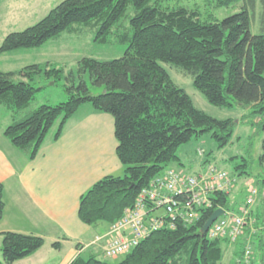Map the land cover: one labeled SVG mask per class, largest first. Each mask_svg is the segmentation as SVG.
<instances>
[{
  "label": "trees",
  "instance_id": "trees-1",
  "mask_svg": "<svg viewBox=\"0 0 264 264\" xmlns=\"http://www.w3.org/2000/svg\"><path fill=\"white\" fill-rule=\"evenodd\" d=\"M163 1L64 0L36 24L9 33L0 46V53L41 47L70 31L75 23L93 22L98 26V41L106 43L122 18H130L131 32L115 34L126 43L121 57L111 60L84 57L76 73L51 63L0 70V105L12 112V121L4 133L30 159L38 155L55 126L54 139L60 138L67 122L82 105L90 103L95 110L113 116L116 153L123 174L107 175L82 194L79 217L86 224L111 225L119 220L126 209L134 207L142 189L171 163L180 160L178 150L183 144L209 134L223 148L234 135L235 119H218L198 108L162 62L172 63L190 74L194 86L213 105L253 107V113L262 115L259 128L264 130V0L258 34L251 32L247 7L222 19L214 16L202 19L196 9L163 7ZM234 1L219 0V5ZM246 1L254 7L256 0ZM42 73L67 79L69 83H65L64 89L68 99L54 105L42 104L18 115L42 88L33 84ZM86 74L91 85L102 92L93 93ZM262 150L260 160L264 162V137ZM244 160L246 163L236 166L240 175L247 171L239 168L249 166L247 158ZM204 162L209 160L206 158ZM229 194L214 191L210 195L212 206L200 208L199 219L177 222L174 228L152 232L118 262L78 255L71 264H220L225 253L223 245L240 242L241 238L244 248L234 264H255L256 260L246 261L248 242L264 264L262 192L257 206L251 210V220L236 241L202 234V227L215 210H233ZM4 211V186L0 182V221ZM44 244L42 236L4 231L0 264H13L31 256ZM53 246L60 248L61 243L54 242Z\"/></svg>",
  "mask_w": 264,
  "mask_h": 264
},
{
  "label": "rangeland",
  "instance_id": "rangeland-1",
  "mask_svg": "<svg viewBox=\"0 0 264 264\" xmlns=\"http://www.w3.org/2000/svg\"><path fill=\"white\" fill-rule=\"evenodd\" d=\"M62 1L64 0H0V46L9 33L22 31L36 24ZM162 5L169 8L185 6L196 9L202 19H207L210 16L222 19L247 7L251 16V32L253 34L261 32V15L263 11L261 0H256L254 7L246 0H235L229 5H219V0H164ZM129 13H133L132 8H130ZM113 30L115 34L119 33L120 35L130 33V18L123 17L119 27ZM115 34L111 35L108 42H101L97 39L98 26L95 22L90 24L75 23L70 31L62 33L57 38L50 39L41 47L0 53V70L11 71L34 63L43 65L51 63L56 67L64 68L66 72L76 73L79 62L84 57H93L100 60L121 57L125 52L126 43L119 41L118 35ZM162 65L175 83L185 89L198 108L218 119L232 118L236 121L235 132L229 145L219 148L215 139L209 134L201 138H194L179 148L180 160L171 163L168 168H175L190 175H198L205 171L207 164L213 163L226 170L235 179L229 189L232 209L238 212L246 204L249 190L253 187L258 190V197L253 206L255 208L259 202L261 192L264 193V185L261 184L264 182V162L260 160L263 152L262 139L264 137V130L259 128V122L262 119L261 113H253L254 108L250 106L235 105L232 108H227L213 105L194 86L193 77L190 74H186L180 67L172 63L162 62ZM86 79L93 93L102 92L99 87L91 85L88 74H86ZM65 83H69V81L64 77H49L42 73L33 83L36 87L42 88L35 93L29 106L22 113L19 111L18 115H22L42 104L54 105L67 100L68 95L64 89ZM87 104L91 105L90 103ZM11 115L12 112L8 108L0 105V125H9L12 121ZM55 129L56 126L51 130V133H54ZM200 150L203 153H200ZM244 157L247 158L249 166L247 168L240 167L239 170L245 169L247 171L240 175L236 166L246 163ZM206 158L209 162H204ZM158 213L163 212L160 210ZM241 241H243L242 238ZM240 242H228L223 245L225 253L220 264H234L239 260V252L243 247ZM1 245L2 237L0 234V247ZM253 252L248 262L256 260L255 264H261L254 247ZM122 256L124 255L107 257L106 260L118 262ZM0 259L3 260L1 251Z\"/></svg>",
  "mask_w": 264,
  "mask_h": 264
},
{
  "label": "crops",
  "instance_id": "crops-1",
  "mask_svg": "<svg viewBox=\"0 0 264 264\" xmlns=\"http://www.w3.org/2000/svg\"><path fill=\"white\" fill-rule=\"evenodd\" d=\"M86 105L69 119L59 139L49 133L34 159L5 135L8 125H0L1 237L15 231L45 238L42 248L13 264H71L78 255L107 258L105 248L114 236L110 224L84 223L80 198L101 178L122 174L123 166L113 116ZM57 241L60 248L53 246Z\"/></svg>",
  "mask_w": 264,
  "mask_h": 264
},
{
  "label": "built area",
  "instance_id": "built-area-1",
  "mask_svg": "<svg viewBox=\"0 0 264 264\" xmlns=\"http://www.w3.org/2000/svg\"><path fill=\"white\" fill-rule=\"evenodd\" d=\"M200 153L203 151L200 150ZM235 179L213 163L206 165L204 172L190 175L175 168H168L156 176L149 186L142 189L134 207L111 224L114 234L108 242L107 257H117L132 251L143 239L161 228H174L177 222L191 223L200 218V208L211 207V193L229 191ZM258 190H249L246 204L238 211H225L209 228L210 238H229L236 241L244 233L251 220V210L257 200ZM162 210L163 213H158ZM249 244L245 250L246 261L252 256Z\"/></svg>",
  "mask_w": 264,
  "mask_h": 264
},
{
  "label": "water",
  "instance_id": "water-1",
  "mask_svg": "<svg viewBox=\"0 0 264 264\" xmlns=\"http://www.w3.org/2000/svg\"><path fill=\"white\" fill-rule=\"evenodd\" d=\"M224 213H225L224 208H218L217 210H215L211 214V216L207 219L204 226L202 227V229H201L202 234H207V232H208L209 228L211 227V225L213 224V222H215Z\"/></svg>",
  "mask_w": 264,
  "mask_h": 264
}]
</instances>
